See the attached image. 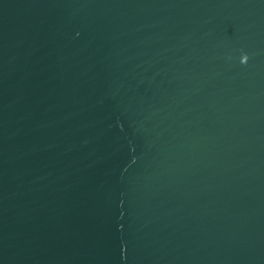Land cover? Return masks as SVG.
<instances>
[{
  "label": "water",
  "instance_id": "obj_1",
  "mask_svg": "<svg viewBox=\"0 0 264 264\" xmlns=\"http://www.w3.org/2000/svg\"><path fill=\"white\" fill-rule=\"evenodd\" d=\"M0 264H264V0H0Z\"/></svg>",
  "mask_w": 264,
  "mask_h": 264
}]
</instances>
